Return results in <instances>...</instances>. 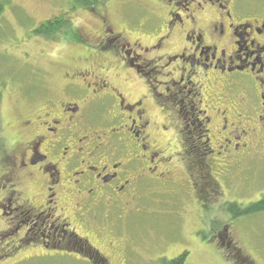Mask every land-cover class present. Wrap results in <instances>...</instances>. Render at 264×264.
<instances>
[{
	"label": "flooded vegetation",
	"instance_id": "flooded-vegetation-1",
	"mask_svg": "<svg viewBox=\"0 0 264 264\" xmlns=\"http://www.w3.org/2000/svg\"><path fill=\"white\" fill-rule=\"evenodd\" d=\"M165 1L175 11L154 32L128 42L108 28L93 49L141 85L138 98L125 96L100 63L72 68L62 97L47 102L35 126L22 123L33 132L13 158L38 186L30 198L3 197L0 210L9 208L7 232L19 238L14 249L30 247L29 259L106 264L73 223H94L96 213L113 222L111 213L137 194L166 189L159 184L171 183V166L184 160H221L226 174L232 163L240 171L255 161L264 140V0ZM40 248L49 253L35 255Z\"/></svg>",
	"mask_w": 264,
	"mask_h": 264
},
{
	"label": "rangeland",
	"instance_id": "rangeland-1",
	"mask_svg": "<svg viewBox=\"0 0 264 264\" xmlns=\"http://www.w3.org/2000/svg\"><path fill=\"white\" fill-rule=\"evenodd\" d=\"M0 2V200L10 199L15 191L30 198L38 182H25L13 158L17 144L33 132L22 123L30 120L35 126L49 111L47 102L62 97L63 74L72 68L100 63L125 96L139 97L141 85L135 86L113 58L93 49L105 29L133 42L142 33L154 32L166 12L175 9L165 0H106L93 9L79 6L78 0ZM60 17L66 27L55 37L33 34L44 22ZM255 150V161L240 171L232 163L227 174L221 160L203 161V166L189 159L174 164L171 183L159 184L166 189L137 194L126 209L111 213L113 222L102 224L106 216L96 213L94 223L73 224L106 257V264H161L184 254L183 264H264V213L231 220L225 212L227 203L246 207L264 194V140ZM9 214L5 204L0 210V264H92L72 256L29 259L30 247L14 249L19 238L7 232ZM107 228L117 231L120 242L115 243ZM48 253L40 248L35 255Z\"/></svg>",
	"mask_w": 264,
	"mask_h": 264
},
{
	"label": "trees",
	"instance_id": "trees-1",
	"mask_svg": "<svg viewBox=\"0 0 264 264\" xmlns=\"http://www.w3.org/2000/svg\"><path fill=\"white\" fill-rule=\"evenodd\" d=\"M106 0H78L79 6L84 8L93 9L99 2ZM3 10V4L0 2V14ZM66 27L64 23V18H55L53 20H49L38 26L33 34L45 37L47 39L55 37L58 33L61 32L62 29ZM225 212L228 216H230L231 220H235L238 218L250 217L258 213L264 212V198L253 204H249L246 207H241L240 205L234 203H227L225 205ZM185 254L182 256H178L170 261L162 260L161 264H183L185 259Z\"/></svg>",
	"mask_w": 264,
	"mask_h": 264
}]
</instances>
